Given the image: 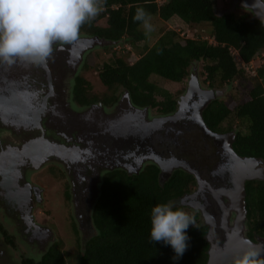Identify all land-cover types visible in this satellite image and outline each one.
<instances>
[{
  "label": "trees",
  "instance_id": "16d2710c",
  "mask_svg": "<svg viewBox=\"0 0 264 264\" xmlns=\"http://www.w3.org/2000/svg\"><path fill=\"white\" fill-rule=\"evenodd\" d=\"M164 1L105 0L97 19L106 20V25L97 26L95 18L82 26L80 33L125 39L130 47L124 53L107 48L90 55L74 85L75 103H88L87 97L97 93L107 94L108 101L118 100L127 90L136 106L167 115L177 108L192 63L199 62L204 86H231L230 94L236 95L230 102H212L204 111L205 123L214 131L221 126L236 129L235 152L264 161V63L257 75L246 68L259 57L264 60V23L246 13H230L227 3L217 6L214 0ZM137 7L164 23L152 45L141 24L133 20ZM189 31L195 36L189 37ZM94 73L104 90L96 91L86 78ZM164 86L179 88L173 95ZM159 173L148 166L139 174L117 171L104 176L93 210L97 234L81 252L79 246L71 264H207L208 228L196 221L197 213L190 212L195 224L186 230L190 239L181 257L174 258L173 248L163 241L150 242L152 207L183 197L194 183L192 176L178 172L161 185ZM246 192L248 236L264 238V181L247 182ZM61 246L52 247L40 264H70Z\"/></svg>",
  "mask_w": 264,
  "mask_h": 264
},
{
  "label": "flooded vegetation",
  "instance_id": "af4514ba",
  "mask_svg": "<svg viewBox=\"0 0 264 264\" xmlns=\"http://www.w3.org/2000/svg\"><path fill=\"white\" fill-rule=\"evenodd\" d=\"M97 20V26L106 25V20ZM95 37L102 38L85 33H80L79 38L90 40ZM122 40L124 45L127 44L125 39ZM81 43L79 47L72 45L71 48L67 47L70 45L65 48L54 45L52 57L42 66L20 62L12 66L0 63V159L7 157V161H11L13 158L6 156V149L11 150L12 147L30 143L42 135L44 137L43 140L39 138L42 149L40 148V157L38 154L36 158H40L44 163L38 170L27 166L22 168L20 175L8 178L1 174L0 168V264H40L52 247L58 245L60 248V245H63L64 236L57 227H67V223L63 224L61 218L60 223L48 218L42 222V218L38 216L47 214L46 206L50 207L49 203H52L51 208L58 213L65 211L69 205L75 206V231L69 226L68 228L76 243L80 242L81 252L84 245L97 234L93 210L103 178L106 174L117 171L133 175L139 174L148 166H155L160 171L161 185L166 184L178 172L189 174L194 183L183 197L172 201L174 205L188 208L193 214L197 213L196 221L200 224H207L204 209L205 212H211L212 218L222 221V207L216 198L210 195L208 185H212L214 189L223 188L226 183L232 185L233 175L228 169L229 159L223 153L228 139L217 140L207 135L198 125L192 123L191 119H183L179 123L154 129L142 127L137 133L129 131L131 126H126V122L121 123L118 128L116 114H113L127 90L118 100L108 101L105 98L107 94L97 93L87 97L88 103L81 106L76 104L74 85L77 78L84 74L90 55L107 48L119 52L117 47L123 45L103 48L90 45L85 51V45ZM62 54L70 58L68 68H71V74L74 75L73 107L69 109L59 101L54 85L53 89L51 88L53 83H50L47 72V69L54 68L55 60ZM44 66H47V69ZM87 76L86 74V78L91 81ZM184 93L185 91L177 98V107L178 100ZM91 98L97 100L92 102ZM60 100H64V97ZM136 107L149 109V113H143V117L148 120L151 117L163 116L150 107ZM16 110H22L21 116ZM75 112L76 116L69 120V115ZM210 130L219 135L235 133V140L238 132L236 129L229 130L228 126L218 127L216 131ZM187 133L193 141H180L181 136L185 138ZM63 147L68 151L60 150ZM70 153L73 157H70ZM59 156L75 159L73 164L68 166L66 159L65 162L54 159ZM13 165L4 168V172L13 169ZM44 168H49L50 172L41 179L55 182L59 188L54 191L53 197L56 200L53 201L47 194L48 189L36 184L29 177L31 173L42 171ZM195 174L205 181L204 188L199 189ZM50 176L52 178L48 179ZM62 217L65 219V216ZM28 248L35 250L37 254L33 255L31 252L28 256L25 252ZM11 253L17 254L21 263L13 258Z\"/></svg>",
  "mask_w": 264,
  "mask_h": 264
},
{
  "label": "water",
  "instance_id": "95a60500",
  "mask_svg": "<svg viewBox=\"0 0 264 264\" xmlns=\"http://www.w3.org/2000/svg\"><path fill=\"white\" fill-rule=\"evenodd\" d=\"M230 8V13L242 11L249 14L250 19L264 23V0H231ZM81 42L84 43L86 51L90 45H98V47L102 48L116 47L123 44L124 40L111 41L99 37L90 40H88V38H79L78 41L72 45L79 47ZM72 45L67 47L71 48ZM84 45H82V47ZM65 47L66 45L64 48ZM66 51H68V49ZM69 60L70 58L68 55L62 54L55 60L54 68L52 70H48L47 66H44L47 69L50 83H53L51 84V88L53 89L52 86L54 85L59 101L68 109L73 107L72 96L74 77V75L71 74V68H68ZM27 66H23V68ZM52 77H54V79ZM226 92L227 89L217 90L204 86L200 76V63L194 62L192 63L189 78L186 83L185 93L178 100V107L174 112L163 115L159 118L152 117L151 120H148L143 117V113H149V109H140L136 107L132 102L130 93L126 91L120 100L117 111L113 114H116V126H118V128L121 123L124 124L123 122H126V126H131L129 131L133 130L134 133L140 132L142 127H150V129H154L155 127L179 123L183 119H191L192 123L198 125L207 135L217 140L228 139L225 142L223 153L229 159L228 169L233 175L232 185L226 183L223 188L220 189H214L212 185H208L210 188V195L216 198L219 202L218 204L222 207V221L219 222L218 219H215L214 217L213 219L209 210L208 212H205V209L203 210L207 222L205 225L209 229L206 236L209 243L207 264H230L233 256L241 253L245 249L246 242L248 241H251L256 245L264 244L263 237L258 236L256 237V240H252L248 236L249 227L246 203V183L250 181H264V161L260 158L241 157L238 155L233 147L235 133H229L228 135L214 133L209 129L204 120V111L212 102L223 97ZM62 97H64V100H60ZM21 111L16 110V113L21 116ZM75 116L76 112L70 114L68 118L69 120H72ZM39 138L43 140L44 137L42 135L37 139L35 138V141L32 140L30 143L27 142L19 147H15L16 149L13 147L11 150L6 149V156L10 159L12 157L13 160L7 161V157H4L2 160L0 159V168H2L1 174L5 177L12 178L16 175H20L22 168L27 166L38 170L44 163L40 158H36L38 154L40 157L42 149V142ZM44 144H46V142ZM64 147L60 150L65 152L68 151ZM70 157H73L71 153ZM70 157L59 156L54 159L59 160L60 162H65L66 159L68 161L67 165L70 166L75 159V157L72 159ZM10 165H13L14 168L7 173L4 172L3 169H7ZM188 172L194 174L193 172ZM196 178L199 189L204 188L205 181L198 175H196Z\"/></svg>",
  "mask_w": 264,
  "mask_h": 264
},
{
  "label": "clouds",
  "instance_id": "9594fccd",
  "mask_svg": "<svg viewBox=\"0 0 264 264\" xmlns=\"http://www.w3.org/2000/svg\"><path fill=\"white\" fill-rule=\"evenodd\" d=\"M104 3L105 0H0V63L45 65L53 55L54 45L63 47L78 41L82 26L103 11ZM151 19L143 7L136 8L133 20L141 24L145 36L154 31ZM194 224V216L175 207L174 202L159 203L151 209L150 242L163 241L173 248L174 258H179L188 247L186 230ZM230 264H264V244L246 242L245 249L233 256Z\"/></svg>",
  "mask_w": 264,
  "mask_h": 264
},
{
  "label": "rangeland",
  "instance_id": "374dc122",
  "mask_svg": "<svg viewBox=\"0 0 264 264\" xmlns=\"http://www.w3.org/2000/svg\"><path fill=\"white\" fill-rule=\"evenodd\" d=\"M214 1L217 3V6H223L224 4L227 3L229 5L228 10L230 11V9H231L230 8L231 7V0H214ZM164 2H165L164 0H159L160 4H163ZM235 13H244V12L235 11ZM151 23L154 26V31H152L148 36H149V39H150L149 42L152 45L153 43H155L157 41L158 37L160 36V29L162 27H164V23L161 20L156 19V18L152 19ZM198 32H202V30L199 29ZM195 33L196 32H194V31H189V37H194ZM205 38H206V36L204 37V39ZM129 47H130L129 44H125V45L123 44L122 46L117 47V51H119L120 53H124L125 50H127ZM263 63H264L263 57H259L255 61H253L251 64L246 66V68H247V70L249 72H251V74L257 75V73H258L257 70L259 68H261V65ZM239 66H245V64L239 63ZM87 75H88L87 77L91 79L92 84L94 85L96 91L99 92V91L104 90V88L102 87V85L100 83V80H99V77H98L97 74H93V75L92 74H87ZM178 88H179L178 86L177 87H171V88H169L168 86H164V89H166L168 92H170L173 95L176 94V91L178 90ZM224 89H227V92L220 99L221 100H225L227 102H230V100L233 97H235L236 95L232 96V94H230L231 93V91H230L231 86H227ZM217 90H223V89H217ZM239 96H240V94L237 95V97H239ZM192 136L195 137L194 134H192ZM182 139H185V141H187V140H190L191 142L193 141V140H191V138L189 136V133H187L185 135V138H183V136H181L180 141ZM195 144H197V143H195ZM200 145H202V144H200ZM187 150H189V148ZM48 169L44 168L42 171L39 170L37 172H33V173H31V175L29 177L36 184H40L42 187L47 188L48 189V191H47L48 193L47 194L49 195L51 201H53V200H56L55 197H53L54 191L59 189L57 184L55 182H51V181L47 180L46 178L45 179L43 178V180L41 179L42 176L44 177L45 175H47L50 172ZM55 170L57 172L59 171V169L57 167L55 168ZM47 178L51 179L52 177L50 176V177H47ZM48 205L50 207L46 206L48 208L47 214H45V215L44 214H40L38 216H40L42 218V220H41L42 222H45V220L48 218V219H51V220H55V222L58 223L60 218H61L62 221H63V224L67 223V227L66 226H61L60 228L57 227V229H58V231H61L63 236H64V240H63L64 243L61 246V248H62V250L66 251L65 252L66 256L67 255L70 256V258L68 259L69 263L70 264H71V262L74 263L75 260H76L75 256H77V253L79 251L80 242L76 243V241L71 237V235L69 234L68 226L70 228H72L73 231H75V224L77 223L76 208H75L74 205H69L65 211L58 213L55 209L51 208L52 203H49ZM186 211L190 212L188 210V208L186 209ZM62 216H65V219ZM57 225L60 226V224H57ZM23 248H25V247L23 246ZM25 252L28 254V256H30L31 252L33 253V255L37 254V252L35 250L31 249V248H28V250H26ZM11 255H12L13 258L15 257L16 260L20 261V263H21L20 257L17 254H15V253L12 254L11 253ZM34 259L39 261L37 258H34Z\"/></svg>",
  "mask_w": 264,
  "mask_h": 264
}]
</instances>
